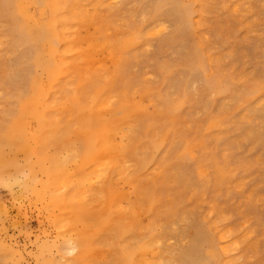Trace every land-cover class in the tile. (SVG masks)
Returning <instances> with one entry per match:
<instances>
[{
  "label": "rangeland",
  "instance_id": "1",
  "mask_svg": "<svg viewBox=\"0 0 264 264\" xmlns=\"http://www.w3.org/2000/svg\"><path fill=\"white\" fill-rule=\"evenodd\" d=\"M110 1L78 0L85 19L78 27L75 24L74 31L83 51L92 53L99 47L98 54L103 51L107 57L109 46L118 53L129 36L139 38L122 54L111 87L114 95L127 90L131 101H145L141 105L150 113L134 118L132 148L140 144L131 164L138 177L137 191L145 193L133 215L137 222L129 240H149L153 225L168 264H225V258L233 264H264V0H166L162 7L161 0ZM22 2L30 18L29 30L48 23L49 10L36 0ZM13 28L0 0V144L6 159L26 167L37 165L38 156L12 150L5 144L7 137L1 140L19 112L18 97L28 93L32 72L30 53L18 44ZM99 56L98 64L108 61H100ZM195 61L199 71L194 69ZM103 65L113 71L112 62ZM38 75L46 81L41 71ZM67 92L71 93L70 87ZM167 100L182 102L181 108L168 112ZM27 122L34 148L37 123L31 118ZM151 124L154 129L148 131ZM62 126V134L47 140L43 150L50 157L82 159L84 140L77 125L65 116ZM151 140L160 141L161 148L154 149ZM186 142L189 155L184 154ZM36 172L39 182L46 181L42 171L36 168ZM8 173L17 176L14 167ZM8 176L0 177V264L60 262L56 251L43 247L44 241L52 243L58 236L54 217L59 211ZM93 183L94 194L99 190L100 194L89 201L87 223L78 225V230L91 225L89 250L74 264H121L123 240L120 231L108 229L105 183H100L105 190ZM124 187L127 192L128 186ZM153 193L156 202L151 208ZM127 198L138 197L134 193ZM213 227L228 236L227 256L207 251L209 237L216 249L219 246Z\"/></svg>",
  "mask_w": 264,
  "mask_h": 264
},
{
  "label": "bare ground",
  "instance_id": "2",
  "mask_svg": "<svg viewBox=\"0 0 264 264\" xmlns=\"http://www.w3.org/2000/svg\"><path fill=\"white\" fill-rule=\"evenodd\" d=\"M2 1L13 22V30L17 36L18 44L30 53L29 66L32 72L29 76L28 93L18 97L19 112L16 118L11 121L8 131L1 140L7 137L10 140L6 139L8 141L5 144L12 150L22 151L28 156L33 154L38 156V166L36 163H28L24 167L14 159H6L2 153L3 145L0 144V177L8 174L10 181L20 184L26 190L33 191L40 199L48 200L59 211V215L54 217L58 236L52 243L48 239L44 241L43 247L51 252L56 251L61 261L50 259L47 264H74L75 260H78L89 250L87 227L90 224L83 230H78V225L87 223L85 216L90 210L88 206L92 203L91 197H97L100 194V190L95 193L96 195L94 194L93 182L99 183L98 185L101 187V184L105 183L106 190L103 187L101 189L106 191L107 197L104 195L105 191H101L104 192L102 193L104 198L106 197L104 200H107L106 205L110 217L107 223L108 229L120 231V237L123 240L121 264H168L167 259L162 255V245L160 244L162 242L157 238L158 233L156 234L153 225H150V229L149 226L147 227L151 231L149 240L137 238L134 240V238L131 242L132 239L129 240V236H127L133 232L134 224L137 222L133 215L138 212L139 201L145 193V190L137 191L139 188L138 177L134 175L135 168L131 164V156L136 154V149L140 144L138 142V146L135 149L132 148L136 137L134 118L138 115L149 117L150 113H148L147 107L141 105L143 103L131 101L127 90L120 95L117 93L114 95L111 87L120 72L123 61L122 54L130 48L131 43L139 40L138 35L129 36L132 38L123 43V47L118 53L114 51L112 45L108 47V51L105 49L109 58L102 54L103 51L98 54L99 47L96 48L97 57H95L97 59L102 54L103 57L99 56L100 61L103 62L105 59V61L112 62L113 71H111L110 67L103 65L108 61L100 65L92 54L95 52L90 53L81 49L82 45L74 28L75 24L77 27L79 26V21L80 23L84 21L85 10L82 9L83 6L81 7L78 0H36V3L38 2L49 10L50 16L46 25L34 26L32 30H29L30 18L22 0ZM165 2L166 0H161V3L158 4L162 7ZM162 30L164 29L162 28ZM101 49L103 50V48ZM98 50L100 51V49ZM209 59L211 60V58ZM194 69L198 71L201 69L200 64L196 61ZM38 71L46 75L45 82L39 77ZM101 81L104 82L102 85ZM69 87L71 88L70 94L67 92ZM92 87L93 90L88 91V88ZM167 102L169 103L168 112L175 113L182 105V102L178 101L167 100ZM152 108L155 109L154 106ZM65 116L69 118V123L77 125L79 136L84 140V150L80 160L73 159L69 155L65 157L62 155L63 158L58 155L50 157L43 150L47 140H55L62 134L64 129L62 122ZM28 118L37 123L36 133L33 134L35 137L34 148L31 147L28 140L30 135V132H27L30 128L27 122ZM149 126L147 130L152 131L153 124ZM150 143L156 150H159L162 145L158 140H151ZM188 147L189 143L186 142L184 154L189 155L191 150ZM142 163L147 165L145 160ZM73 165L76 168L71 170L70 167ZM10 167H14L17 176L11 177L12 175L8 173ZM36 168L42 171L43 176L47 178L46 181H38L39 175ZM152 168L151 170H153ZM154 172L157 173L155 170ZM38 186L41 189L36 191ZM124 186H128L127 192V188ZM134 193L138 198L134 201L129 200L127 195L133 196ZM149 198L150 201L152 199L150 207L153 208L156 202L155 194H149ZM127 201H131L129 206H127ZM96 205L94 206L96 207ZM122 222H126L127 225H121ZM213 228L219 241V250L214 246V239L209 237L207 251L210 250L215 255H218L220 251L227 256L231 243L224 244L228 243V236L221 230H217L218 227ZM221 243L223 246H220ZM236 243L233 242V244ZM207 251L204 250L201 253L205 254ZM68 254H75V256L67 258ZM94 256L96 257V255ZM201 258H203L202 255L199 259ZM114 263L117 264L116 261ZM224 263L233 264L226 258Z\"/></svg>",
  "mask_w": 264,
  "mask_h": 264
}]
</instances>
